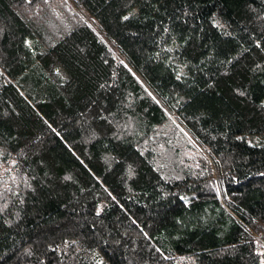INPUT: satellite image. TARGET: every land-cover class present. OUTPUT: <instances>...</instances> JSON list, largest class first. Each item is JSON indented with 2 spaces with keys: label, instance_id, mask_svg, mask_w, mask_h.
I'll list each match as a JSON object with an SVG mask.
<instances>
[{
  "label": "trees",
  "instance_id": "16d2710c",
  "mask_svg": "<svg viewBox=\"0 0 264 264\" xmlns=\"http://www.w3.org/2000/svg\"><path fill=\"white\" fill-rule=\"evenodd\" d=\"M0 264H264V0H0Z\"/></svg>",
  "mask_w": 264,
  "mask_h": 264
},
{
  "label": "rangeland",
  "instance_id": "374dc122",
  "mask_svg": "<svg viewBox=\"0 0 264 264\" xmlns=\"http://www.w3.org/2000/svg\"><path fill=\"white\" fill-rule=\"evenodd\" d=\"M88 20V19H87ZM89 21V20H88Z\"/></svg>",
  "mask_w": 264,
  "mask_h": 264
}]
</instances>
